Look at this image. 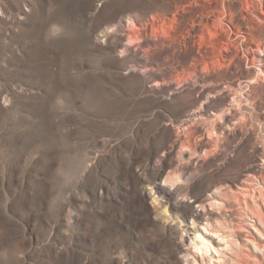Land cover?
Segmentation results:
<instances>
[{
  "label": "rangeland",
  "instance_id": "374dc122",
  "mask_svg": "<svg viewBox=\"0 0 264 264\" xmlns=\"http://www.w3.org/2000/svg\"><path fill=\"white\" fill-rule=\"evenodd\" d=\"M215 1L203 32L173 0H0V264H178L186 225L167 218L185 210L155 186L257 181L264 0H226L223 18ZM201 103L222 152L199 166L170 140ZM234 111L247 137L213 133Z\"/></svg>",
  "mask_w": 264,
  "mask_h": 264
},
{
  "label": "bare ground",
  "instance_id": "6f19581e",
  "mask_svg": "<svg viewBox=\"0 0 264 264\" xmlns=\"http://www.w3.org/2000/svg\"><path fill=\"white\" fill-rule=\"evenodd\" d=\"M211 1L173 0V18L179 21L186 14H191L192 17L195 16V21L204 32L207 21L205 18H208V15L203 10ZM215 4L212 12L223 18L226 0H216ZM198 9L201 14H198ZM129 24L134 25V20L129 19ZM122 29V26H119V30ZM193 32L194 27L189 30L186 39H189ZM132 34H135L134 30H131L130 35ZM196 106L185 117L183 125L174 129L170 146L177 149L179 159L186 157L202 166L222 152V145L218 137H211L205 128L198 127L195 122L196 118L208 116L207 104ZM231 114L235 115L236 112L218 116V120L211 126L212 132L223 136L239 134L241 137H247L249 132L244 125L239 128L234 126L229 130ZM214 146L217 147L215 153L211 149ZM184 148H187L186 151H183ZM185 171H181L178 178H172L169 187L155 186L157 192H162L163 198L174 197L177 200L176 212L185 210L181 215L177 214L176 218H167L171 226L178 225L180 217L186 225L184 229L181 224L176 226L177 230L187 232L186 236L181 234L179 238L181 246L178 248V264H264V167L248 171L247 177H253L257 181L226 183L221 191L201 197L193 196L188 188L181 189V186L174 184L182 179L188 180ZM249 216L253 218L252 223L246 219Z\"/></svg>",
  "mask_w": 264,
  "mask_h": 264
}]
</instances>
